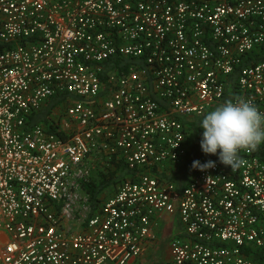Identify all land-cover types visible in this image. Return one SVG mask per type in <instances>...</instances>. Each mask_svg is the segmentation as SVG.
<instances>
[{"label": "built area", "instance_id": "built-area-1", "mask_svg": "<svg viewBox=\"0 0 264 264\" xmlns=\"http://www.w3.org/2000/svg\"><path fill=\"white\" fill-rule=\"evenodd\" d=\"M0 43V264H126L166 214L171 264H264V142L181 190L156 174L185 155L184 119L238 97L264 112V0H0ZM112 57L136 61L102 81ZM112 157L136 178L71 227L79 180Z\"/></svg>", "mask_w": 264, "mask_h": 264}, {"label": "trees", "instance_id": "trees-1", "mask_svg": "<svg viewBox=\"0 0 264 264\" xmlns=\"http://www.w3.org/2000/svg\"><path fill=\"white\" fill-rule=\"evenodd\" d=\"M3 47L5 46L0 43V49ZM260 58H251L246 62H254ZM133 61L136 60L129 57H112L110 59L104 60L101 64V80L104 81L106 75L109 72H119L121 70H125L127 65ZM235 77L236 70H234L229 76L230 89L226 90L227 94H231L232 88L234 87L235 83ZM64 98L65 95H55L48 99L42 107H40L36 111H33L29 115V124L33 125L38 122L48 121L54 107L63 103ZM220 105L221 104H214L208 107L202 114L190 116L187 120L184 119V121H186L187 123V132L185 133V155L172 170L166 171L165 169H163L162 171H156V174L159 178H165L166 180L173 182L177 190H181L187 183V180L189 178V170L197 156H200L205 160H215L219 158L218 154H205L202 151L201 139L203 134V128L200 127V125L204 115H206L208 112L213 111L217 106ZM259 154L264 160V147L259 149ZM133 170L136 171V169ZM133 170L128 167V165L122 160V158L112 157L111 162L102 164V166L97 169L94 175H89L86 178L79 180L80 188L87 199L89 212H93L99 206L103 193L113 191L116 185L125 179H135L136 177L134 175Z\"/></svg>", "mask_w": 264, "mask_h": 264}, {"label": "clouds", "instance_id": "clouds-1", "mask_svg": "<svg viewBox=\"0 0 264 264\" xmlns=\"http://www.w3.org/2000/svg\"><path fill=\"white\" fill-rule=\"evenodd\" d=\"M201 149L205 154L219 156V161L232 170L243 160L240 151H255L264 142V112L244 98L228 100L204 115ZM215 161L201 164L194 161L193 168L204 171L215 167Z\"/></svg>", "mask_w": 264, "mask_h": 264}, {"label": "crops", "instance_id": "crops-1", "mask_svg": "<svg viewBox=\"0 0 264 264\" xmlns=\"http://www.w3.org/2000/svg\"><path fill=\"white\" fill-rule=\"evenodd\" d=\"M104 194L106 197L110 196ZM155 237L146 240L141 254L126 264H171L169 242L175 236L183 235V230L176 217L164 215L158 225L153 228ZM162 234V235H161ZM104 264H113L106 262Z\"/></svg>", "mask_w": 264, "mask_h": 264}, {"label": "rangeland", "instance_id": "rangeland-1", "mask_svg": "<svg viewBox=\"0 0 264 264\" xmlns=\"http://www.w3.org/2000/svg\"><path fill=\"white\" fill-rule=\"evenodd\" d=\"M102 164H104L102 160H97V159L95 160V158H93L92 165L89 168V175H94L97 169L102 166ZM111 192L112 191H108V192H105L104 194L108 195ZM84 197H85V194L83 193V191L78 189L76 200L70 211V215L72 216V218L69 217L71 218L70 219L71 221L70 220H69L70 222L68 221L70 223L69 225L75 229L76 227L77 229L80 227L79 223L82 221V219L88 212L86 204L84 203Z\"/></svg>", "mask_w": 264, "mask_h": 264}]
</instances>
